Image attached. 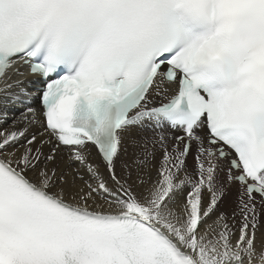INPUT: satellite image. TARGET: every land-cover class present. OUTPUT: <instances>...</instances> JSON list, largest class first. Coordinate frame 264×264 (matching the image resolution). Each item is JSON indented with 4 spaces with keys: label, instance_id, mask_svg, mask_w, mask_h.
Instances as JSON below:
<instances>
[{
    "label": "snow or ice",
    "instance_id": "obj_1",
    "mask_svg": "<svg viewBox=\"0 0 264 264\" xmlns=\"http://www.w3.org/2000/svg\"><path fill=\"white\" fill-rule=\"evenodd\" d=\"M0 264H264V0H0Z\"/></svg>",
    "mask_w": 264,
    "mask_h": 264
}]
</instances>
